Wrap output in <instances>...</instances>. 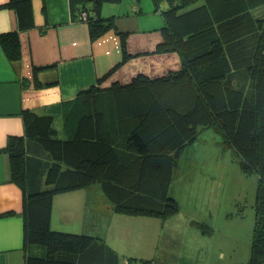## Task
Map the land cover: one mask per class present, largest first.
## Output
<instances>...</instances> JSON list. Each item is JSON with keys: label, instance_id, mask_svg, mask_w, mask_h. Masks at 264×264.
I'll list each match as a JSON object with an SVG mask.
<instances>
[{"label": "trees", "instance_id": "obj_1", "mask_svg": "<svg viewBox=\"0 0 264 264\" xmlns=\"http://www.w3.org/2000/svg\"><path fill=\"white\" fill-rule=\"evenodd\" d=\"M31 1L1 6L17 16V28L0 34L11 62L21 59L19 33L35 28ZM121 1L70 0V7L73 18L87 13L95 40L115 25L102 16L103 5ZM153 1L158 7L160 0ZM167 2L159 11L164 23L157 52L177 53L179 72L94 86L82 95L85 110L64 138L52 114L21 110L24 134L9 135L0 154L9 156L10 179L24 195L25 264H124L98 234L53 230L54 197L98 182L114 213L165 220L179 211L169 188L180 151L212 126L234 150L241 173L257 178L248 264H264V0ZM125 38L122 63L128 59ZM114 111L126 121L118 128L107 119ZM126 263L157 264L135 257Z\"/></svg>", "mask_w": 264, "mask_h": 264}, {"label": "crops", "instance_id": "obj_2", "mask_svg": "<svg viewBox=\"0 0 264 264\" xmlns=\"http://www.w3.org/2000/svg\"><path fill=\"white\" fill-rule=\"evenodd\" d=\"M8 1L0 0V7ZM31 2L35 28L19 33L21 59L9 61L0 45V149L9 135L23 136L21 110L52 114L54 124L60 121V128H53L64 138L71 134L85 110L82 95L94 86L104 89L115 83L123 86L139 76L160 79L182 68L177 53L157 52L163 40L160 28L164 20L160 13V16L155 15L158 7L152 0H122L120 4H113L110 12H105L103 5L102 16L112 17L115 25L95 40L91 39L88 24L80 15L73 18L70 0ZM153 2L156 8L151 12ZM134 5L140 9L138 12H133ZM16 25L14 10L1 7L0 34L13 31ZM124 34L128 59L122 63L121 37ZM110 70L113 73L98 84ZM110 103L114 106L115 98L110 99ZM107 119L113 123L112 128L126 122L118 119L116 111ZM9 165V156L0 154V264H25L22 250L24 195L21 187L10 179ZM106 200L98 182L81 190L58 194L52 202L51 228L86 229L98 234L119 257L124 254L120 259L125 262L126 256L131 257L135 251L123 248L121 253L115 242L123 240V244H127L123 230L131 237L136 232V226L129 230L127 221L143 222L148 218L116 214ZM147 257L151 256L147 254Z\"/></svg>", "mask_w": 264, "mask_h": 264}, {"label": "rangeland", "instance_id": "obj_3", "mask_svg": "<svg viewBox=\"0 0 264 264\" xmlns=\"http://www.w3.org/2000/svg\"><path fill=\"white\" fill-rule=\"evenodd\" d=\"M167 4L161 0L155 15L160 16L159 11ZM112 5L104 4L105 12H110ZM154 7L153 2L151 12ZM256 12L262 13V9ZM59 122L53 127L59 129ZM180 152L169 188L170 195L178 202V213L165 220L142 217L148 220L127 221L129 230L136 227L137 230L132 237L123 230L127 244L123 240L115 242L118 251L128 248L135 251L131 258H147L157 264H248L257 178L241 173L234 150L213 126L201 130L196 140ZM106 202L109 203L108 199ZM72 229L70 232L87 231ZM123 255H120L122 259Z\"/></svg>", "mask_w": 264, "mask_h": 264}, {"label": "built area", "instance_id": "obj_4", "mask_svg": "<svg viewBox=\"0 0 264 264\" xmlns=\"http://www.w3.org/2000/svg\"><path fill=\"white\" fill-rule=\"evenodd\" d=\"M133 9H134V10H137L135 6L133 7ZM79 15H80V18H81L83 21L86 20L87 13H86L84 10H82V12L80 11ZM126 264H127V263H126Z\"/></svg>", "mask_w": 264, "mask_h": 264}]
</instances>
